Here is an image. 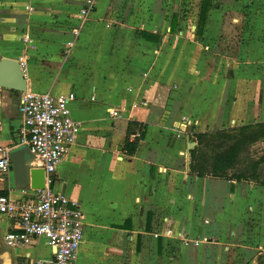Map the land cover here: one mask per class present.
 Listing matches in <instances>:
<instances>
[{
	"label": "crops",
	"instance_id": "0c3cea01",
	"mask_svg": "<svg viewBox=\"0 0 264 264\" xmlns=\"http://www.w3.org/2000/svg\"><path fill=\"white\" fill-rule=\"evenodd\" d=\"M84 2L0 0V58L18 59L28 35L27 89L76 95L69 108L82 127L53 174L56 190L77 200L84 214L76 264H227L235 255L253 263L264 245L261 179L189 169L195 133L264 120L256 80L229 68L225 55L213 62V9L197 38L199 10L190 18L195 7L185 0H95L67 47ZM20 95L0 88V145L9 151L17 147ZM112 107L121 117H110ZM129 121L145 126L132 153L125 147ZM184 122L190 123L178 135ZM32 190L15 185L11 166L0 176V193L12 200ZM12 229L0 215V264L52 256L43 237L7 246Z\"/></svg>",
	"mask_w": 264,
	"mask_h": 264
},
{
	"label": "built area",
	"instance_id": "2783aa9c",
	"mask_svg": "<svg viewBox=\"0 0 264 264\" xmlns=\"http://www.w3.org/2000/svg\"><path fill=\"white\" fill-rule=\"evenodd\" d=\"M94 3L95 0H85L77 14L79 23L72 29L73 38L67 41V47L79 35V28ZM26 8L28 11L33 10L31 6ZM21 40L26 51L18 57V61L26 77L29 58L27 50L33 48V45L28 35L22 36ZM75 99L73 92L53 95L30 89L21 92L19 98L21 124L17 146L26 144L29 147L33 155L30 165L44 170L45 185L33 189L31 197L18 200L0 194V215L13 221V229L4 235L7 246L30 245L34 239L43 237L54 249L51 257L32 259L29 264H76L78 250L83 242L84 214L78 201L52 187L56 166L69 152L82 127L73 118L69 108V103ZM108 113L111 118L122 115L120 109L115 107L109 108ZM189 123L184 122L182 127H178V135L186 131ZM8 151L9 147L0 145V176L8 172L11 166ZM165 235L172 236L173 231L166 229ZM176 236L184 239L181 233Z\"/></svg>",
	"mask_w": 264,
	"mask_h": 264
},
{
	"label": "rangeland",
	"instance_id": "374dc122",
	"mask_svg": "<svg viewBox=\"0 0 264 264\" xmlns=\"http://www.w3.org/2000/svg\"><path fill=\"white\" fill-rule=\"evenodd\" d=\"M185 1L195 7L189 17L196 20L201 0ZM235 1L213 0V3L218 2L219 5L213 7V10L210 9V16L216 21L211 26V31L213 34L216 33L217 37L212 39V42L217 45L209 50L214 54L213 62L216 65L220 61L219 56L225 55L224 58L230 62L229 68L237 69L240 76L245 75V79L254 82L256 80L257 86L264 91V0H237L238 3ZM228 75L233 77L231 76L233 73H228ZM244 87H248L246 82H244ZM250 152L255 157L264 153V141L252 145ZM52 187L57 189V183H53ZM255 255L251 264L264 262V245L261 253ZM230 259L232 261L229 260L227 264H246L245 259L241 262L237 255Z\"/></svg>",
	"mask_w": 264,
	"mask_h": 264
},
{
	"label": "trees",
	"instance_id": "16d2710c",
	"mask_svg": "<svg viewBox=\"0 0 264 264\" xmlns=\"http://www.w3.org/2000/svg\"><path fill=\"white\" fill-rule=\"evenodd\" d=\"M217 5L218 2L213 3V0L200 1L197 38L203 33L209 10ZM174 25L175 23H171V30ZM135 130H138L139 134L134 141L129 142L128 136ZM144 130V125L135 121L128 122L125 147L129 153L134 151L137 140L143 136ZM194 136L197 144L189 150V169L192 174L230 177L235 180L260 178L264 184V153L255 157L250 152L252 145L264 141V120L212 132H197Z\"/></svg>",
	"mask_w": 264,
	"mask_h": 264
},
{
	"label": "water",
	"instance_id": "95a60500",
	"mask_svg": "<svg viewBox=\"0 0 264 264\" xmlns=\"http://www.w3.org/2000/svg\"><path fill=\"white\" fill-rule=\"evenodd\" d=\"M0 88L19 93L27 90V80L18 59L12 57L0 58ZM29 152V147L26 144L18 145L8 151L14 183L24 188H43L45 185L44 170L30 165L33 155L30 154L29 156Z\"/></svg>",
	"mask_w": 264,
	"mask_h": 264
}]
</instances>
